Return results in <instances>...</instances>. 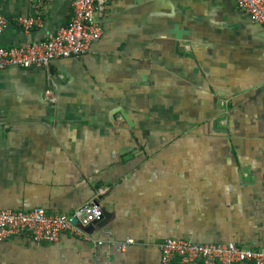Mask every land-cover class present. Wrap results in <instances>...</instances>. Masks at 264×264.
Instances as JSON below:
<instances>
[{
    "label": "crops",
    "instance_id": "1",
    "mask_svg": "<svg viewBox=\"0 0 264 264\" xmlns=\"http://www.w3.org/2000/svg\"><path fill=\"white\" fill-rule=\"evenodd\" d=\"M71 3L24 30L34 0H0V44L46 39ZM100 19L81 56L0 68V210L111 215L0 240V264H159L169 237L264 250V26L235 0H106Z\"/></svg>",
    "mask_w": 264,
    "mask_h": 264
},
{
    "label": "built area",
    "instance_id": "2",
    "mask_svg": "<svg viewBox=\"0 0 264 264\" xmlns=\"http://www.w3.org/2000/svg\"><path fill=\"white\" fill-rule=\"evenodd\" d=\"M44 0H34V16L21 17L17 22L24 30L40 24V7ZM106 0H72L69 20L46 39L28 41L18 46L0 44V68L47 67L56 58L81 56L102 32L101 19ZM237 7L251 20L264 26V0H235ZM8 20L0 14V35ZM50 92H47L49 94ZM101 217L100 205L90 200L67 214H50L43 208L32 210H0V240L29 235L37 242H54L62 232L83 235L86 227ZM73 218L76 219L73 222ZM117 242L118 250L126 244ZM100 243V242H99ZM159 264H264V250L247 249L234 242L198 243L182 238H165L159 244Z\"/></svg>",
    "mask_w": 264,
    "mask_h": 264
},
{
    "label": "water",
    "instance_id": "3",
    "mask_svg": "<svg viewBox=\"0 0 264 264\" xmlns=\"http://www.w3.org/2000/svg\"><path fill=\"white\" fill-rule=\"evenodd\" d=\"M214 128L219 130V131H223V132H227V129L225 128H218L215 124V121L212 123ZM96 204H99V202L97 200H94ZM100 209H101V217L94 221L93 223H91L90 225L86 226V227H83L82 229L86 232H92L93 229L95 228V226H101L104 221H106V219H108L111 215V212L108 211V209L106 208V206H100ZM76 219L73 218V222H75Z\"/></svg>",
    "mask_w": 264,
    "mask_h": 264
}]
</instances>
